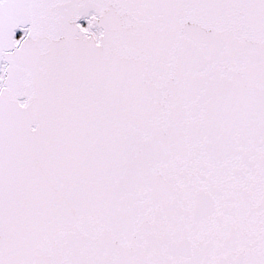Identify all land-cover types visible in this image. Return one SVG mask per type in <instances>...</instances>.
Segmentation results:
<instances>
[{
    "label": "water",
    "instance_id": "95a60500",
    "mask_svg": "<svg viewBox=\"0 0 264 264\" xmlns=\"http://www.w3.org/2000/svg\"><path fill=\"white\" fill-rule=\"evenodd\" d=\"M0 264H264V0H0Z\"/></svg>",
    "mask_w": 264,
    "mask_h": 264
}]
</instances>
